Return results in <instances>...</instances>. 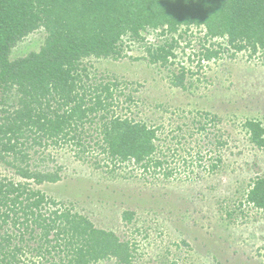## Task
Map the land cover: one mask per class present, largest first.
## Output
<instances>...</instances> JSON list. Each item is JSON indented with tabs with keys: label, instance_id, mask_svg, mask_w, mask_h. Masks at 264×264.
Listing matches in <instances>:
<instances>
[{
	"label": "rangeland",
	"instance_id": "rangeland-1",
	"mask_svg": "<svg viewBox=\"0 0 264 264\" xmlns=\"http://www.w3.org/2000/svg\"><path fill=\"white\" fill-rule=\"evenodd\" d=\"M184 31L180 27L174 33H182L186 41L178 38L175 57L166 65L149 63L145 47L171 36L151 29L143 32L144 40L126 35L123 57H88L85 62L96 79H115L124 92L136 90L132 91L136 104L130 115L124 113L158 126L164 137L157 142L158 157L167 160L164 166L182 170L186 158L191 168L165 176L161 171L145 172L132 160L111 165L95 151L94 138L100 136L91 134L89 140L91 136L82 134L88 137L91 154L76 157L75 149L52 144L27 150L30 169L57 171L60 180L37 184L23 178L7 163L11 157L0 159V177L27 183L87 217L95 227L113 231L130 245L132 255L126 264H264V211L247 199L253 182L264 177V147H257L243 126L254 119L264 127V53L257 50L251 55L249 48L235 52L225 37L209 41L203 26L191 25ZM43 37L42 29L25 36L10 59L39 49ZM219 44L218 57L199 60L203 46L217 49ZM181 66L190 70L185 87L170 81ZM15 98L10 91L0 95V109ZM118 104L117 111L123 112L121 101ZM199 124L204 125L202 130H197ZM215 162L218 165L211 168ZM124 211L132 212L130 219L124 218ZM34 236L36 240H27L31 246H37L39 231ZM48 239L51 242L43 247L50 249L56 242L54 233ZM59 255L58 248L51 249L42 259L33 258L32 264H60ZM91 264L120 263L110 257Z\"/></svg>",
	"mask_w": 264,
	"mask_h": 264
},
{
	"label": "trees",
	"instance_id": "trees-1",
	"mask_svg": "<svg viewBox=\"0 0 264 264\" xmlns=\"http://www.w3.org/2000/svg\"><path fill=\"white\" fill-rule=\"evenodd\" d=\"M191 25L203 26L209 41L225 37L235 52L249 48L251 55L257 50L264 53V0H0V95L10 91L16 96L0 109V159L11 157L7 163L34 183L56 182L61 179L57 171L29 168L27 150L52 144L75 149L76 157L87 155L92 149L86 139L95 134L100 136L94 138L95 151L111 165L132 160L145 172L161 171L165 176L191 168L186 158L182 170L164 166L167 160L158 157L157 142L164 138L158 126L125 114L136 104L132 92L136 90L124 92L115 79H96L85 62L88 57L121 58L126 35L144 40L143 32L151 29L171 36L145 47L149 63L166 65L175 57L178 38L186 41L182 33H174L180 27L186 32ZM40 29L44 37L39 49L10 59L17 43ZM218 47L203 46L199 60L218 57ZM189 71L181 66L171 75V84L185 87ZM118 101L124 110L120 113ZM243 126L250 140L264 147L261 122L247 119ZM203 127L199 124L197 130ZM217 165L212 163L211 168ZM247 197L264 211V177L253 182ZM131 214L123 212L126 219ZM37 231L38 244L31 246L27 240H36ZM50 233L56 242L44 248L51 242ZM24 248L35 254H23ZM56 248L62 254L60 264H91L110 257L126 264L132 255L128 242L113 231L95 227L87 217L27 183L0 177V264H32L33 258L42 259Z\"/></svg>",
	"mask_w": 264,
	"mask_h": 264
}]
</instances>
